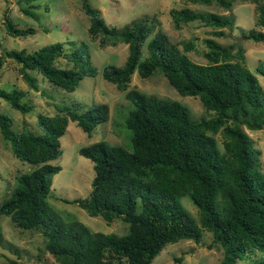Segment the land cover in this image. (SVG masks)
Returning a JSON list of instances; mask_svg holds the SVG:
<instances>
[{"label":"trees","instance_id":"obj_1","mask_svg":"<svg viewBox=\"0 0 264 264\" xmlns=\"http://www.w3.org/2000/svg\"><path fill=\"white\" fill-rule=\"evenodd\" d=\"M30 2L31 0H25ZM217 3L229 9L234 0H189ZM256 5V24L264 27V0ZM24 5L25 13L35 15ZM81 7L88 14V32L98 35L99 44L127 43L128 52L121 65L106 64L102 76L125 90L132 103L125 117L131 131V147L96 140L79 147L93 161L95 174L85 198H71L90 215H101L107 222L120 217L128 222L123 234L91 230L80 220H64L47 202L52 177L61 169L50 160L62 149L59 137L68 121L74 120L87 133L109 117L106 102L56 104V113H37L42 131L26 127L15 130L11 117L0 112V131L10 142L15 156L35 164L16 176L10 194L0 202V213L10 216L22 228L37 229L44 249L57 264H151L166 243L183 238L200 241L202 229L212 232L213 242L223 249L220 264H237L249 255V264H264V171L260 168V149L246 131L264 127V89L249 69L241 44H223L205 38L207 62L193 60L187 51L192 40L172 42L163 30L153 32L156 18L133 19L121 27L108 25L101 13L87 0ZM7 11V10H6ZM5 11V12H6ZM175 27L199 20L212 27L214 36L233 28L232 13L195 10L189 6L170 8ZM4 23L15 36L33 32L32 26L20 27L6 14ZM248 37L264 41V30L251 28ZM181 43L182 47L179 46ZM147 55L142 58V46ZM7 57L21 63V76L38 89L37 69L53 84L72 91L84 75H95L86 41L73 42L69 51L61 42H52L31 51L3 49L0 68ZM65 57L67 64H55ZM147 77L160 70L182 95H197L212 112L209 117L193 118L188 107L178 100L129 88L131 74ZM264 75V64L257 66ZM21 88H0V96L25 113L33 105L23 97ZM246 127V128H245ZM221 133V140L216 134ZM189 194L199 208V224L181 202ZM64 199V198H63ZM17 247L10 243L9 248ZM260 254L254 255L255 253ZM178 260L181 257H177ZM0 264H19L2 261Z\"/></svg>","mask_w":264,"mask_h":264},{"label":"rangeland","instance_id":"obj_2","mask_svg":"<svg viewBox=\"0 0 264 264\" xmlns=\"http://www.w3.org/2000/svg\"><path fill=\"white\" fill-rule=\"evenodd\" d=\"M103 16L108 25L121 27L133 19L148 16L156 18L153 32L163 30L172 42L192 40L194 47L187 54L195 61L205 63L204 52L208 49L205 38L211 36L223 44H241L245 49L246 62L249 69L258 77L264 89V75L257 71V66L264 64V41L248 37L251 28L262 29L256 24V5L251 0H234L229 9L211 4L191 2L189 0H87ZM31 3H38V8L31 7L35 15L25 13L21 6L30 8ZM82 0H0V53L3 49L25 48L31 51L52 42H61L69 51L73 42L86 41L91 52V59L97 67L95 75H84L77 87L68 91L57 86L44 77L37 69H29L36 77L38 89L30 87L21 76V63L7 57L0 68V88L24 89L23 100L33 105L32 109L23 113L14 108L0 96V112L8 114L12 119V127L21 130L23 127L35 132L42 131L37 122V113L47 115L56 113V104L71 105L80 103L87 107L93 102H106L109 105V117L98 123L90 133L81 129L74 120H69L66 131L59 137L60 155L50 160L60 164L61 169L52 177L48 204L66 221L80 220L91 230L115 232L123 234L128 231V222L115 217L107 222L101 215H90L77 202L67 201L71 198H85L91 189V181L95 174L93 161L79 152V147L96 140L131 147V131L125 125V117L132 108V103L125 97V90L119 89L114 82L102 76L106 64L121 65L127 55V43L118 41L116 45L99 44V36L91 37L88 32L90 22L88 14L82 7ZM189 6L195 10H211L232 13L233 28L225 27V34L214 36L212 27L199 20L183 22L180 28L175 27L170 8ZM7 10V11H6ZM6 11V12H5ZM4 14L20 27L32 26L33 32L21 36L9 34L6 30ZM182 47L181 43L179 44ZM147 55V48L142 46V58ZM55 64H67L65 57L56 59ZM135 87L145 93L171 98L185 104L193 118L212 115L202 104L197 95H182L169 83L166 76L156 70L147 77H141L137 69L131 74L129 88ZM246 128V127H245ZM253 144L260 149V168L264 171V127L248 129ZM221 140V133L216 134ZM35 164L21 160L11 150L10 142L0 131V202L6 198L16 184V176L32 169ZM64 198V199H63ZM181 202L192 218L199 224V208L189 194L181 196ZM14 244L17 249L9 248ZM255 253L254 255H259ZM223 249L219 243L213 242L212 232L203 228L200 241L183 238L166 243L161 251L152 259L151 264H220ZM177 257H181L180 260ZM249 255L239 259L237 264H249ZM16 261L19 264H57L55 258L44 249L42 234L33 228L17 226L9 215L0 213V262Z\"/></svg>","mask_w":264,"mask_h":264}]
</instances>
